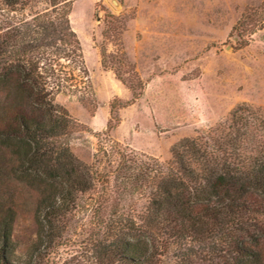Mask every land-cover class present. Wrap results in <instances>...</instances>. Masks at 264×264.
Masks as SVG:
<instances>
[{
	"label": "trees",
	"instance_id": "trees-1",
	"mask_svg": "<svg viewBox=\"0 0 264 264\" xmlns=\"http://www.w3.org/2000/svg\"><path fill=\"white\" fill-rule=\"evenodd\" d=\"M73 4L0 0V166L46 191L26 260L14 213L1 220L0 264H264V109L242 105L181 140L171 165L113 141L95 156L118 157L113 170L82 162L79 124L57 102L94 96Z\"/></svg>",
	"mask_w": 264,
	"mask_h": 264
},
{
	"label": "rangeland",
	"instance_id": "rangeland-1",
	"mask_svg": "<svg viewBox=\"0 0 264 264\" xmlns=\"http://www.w3.org/2000/svg\"><path fill=\"white\" fill-rule=\"evenodd\" d=\"M71 21L94 96L61 94L57 102L79 124L72 150L88 165L113 170L118 157L95 159L112 141L125 154L171 165L181 140L204 137L242 105L264 109V0H74ZM98 111L95 130L88 122ZM8 168L0 169V222L14 213L16 256L24 261L46 191Z\"/></svg>",
	"mask_w": 264,
	"mask_h": 264
},
{
	"label": "crops",
	"instance_id": "crops-1",
	"mask_svg": "<svg viewBox=\"0 0 264 264\" xmlns=\"http://www.w3.org/2000/svg\"><path fill=\"white\" fill-rule=\"evenodd\" d=\"M128 99H130V96H128ZM141 101V100H140ZM139 102H137V104H138ZM137 104H134L132 107H130V108H133V107H135V105H137ZM107 107H108V105H107ZM126 111V110H125ZM98 117H99V111L98 112H96V114H95V116H93L91 119H90V121L88 122V124L93 128V129H95V130H98L97 129V125H98V123H97V119H98ZM124 124H125V118H123L122 119V121H121V124H120V126L118 127V129H116V132H114V135H115V137L117 138V139H119V140H122L123 138H121L119 135H120V131H121V129L124 127ZM106 126V125H105ZM104 128H102V129H100V131H102Z\"/></svg>",
	"mask_w": 264,
	"mask_h": 264
}]
</instances>
